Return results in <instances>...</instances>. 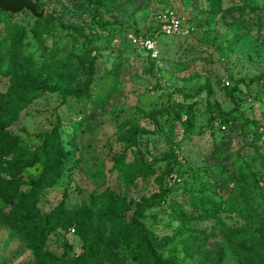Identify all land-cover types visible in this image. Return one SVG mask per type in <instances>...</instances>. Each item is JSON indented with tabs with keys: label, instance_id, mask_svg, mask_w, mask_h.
<instances>
[{
	"label": "rangeland",
	"instance_id": "1",
	"mask_svg": "<svg viewBox=\"0 0 264 264\" xmlns=\"http://www.w3.org/2000/svg\"><path fill=\"white\" fill-rule=\"evenodd\" d=\"M33 1L55 13L65 26L77 28L100 56L93 70L91 103L76 104L55 90L47 92L10 127L21 145L31 146L40 145L55 129L62 149L70 155L60 179L40 193L39 209L49 212L62 201L78 208L106 189L133 202L158 192L159 170L132 180L116 170L120 155L124 164L134 163V149L129 148L126 135L136 128L150 132L139 138L148 164L162 153H173L180 165L170 176L172 191L166 202L148 210L142 219L156 238H172L179 245L185 242L179 224L169 215L170 205L176 203L187 213L188 194H192L218 207L221 215L237 205L231 221L236 227H250L264 242V178L255 183L247 177L250 216L234 187L238 170L245 165L257 175L264 173L258 158L264 154V0ZM165 11L177 13L192 27L191 34L154 33L156 16ZM36 17L27 11L13 17L0 13L1 93L12 77L32 81L40 75L52 88L62 90L78 89L85 82V66L79 62L82 39L57 26L34 38L29 28ZM152 33L158 52L155 59L128 39ZM50 60L68 61L78 74L58 85ZM205 85L210 92L202 90L190 103L175 94H195ZM176 100L183 111L179 115L167 111L155 122L153 115ZM212 106L231 113L235 123L227 126L215 120ZM254 132L262 134L259 141L254 140ZM26 173L36 178L40 171L31 168ZM190 227L210 232L205 223ZM66 238L76 245L73 236ZM221 242L223 238L212 233L208 249ZM47 249L54 255L61 253L54 236ZM176 249L175 264H212L213 251L188 255ZM0 264H34L25 242L1 225ZM127 264H133L129 258ZM224 264H237L229 251Z\"/></svg>",
	"mask_w": 264,
	"mask_h": 264
},
{
	"label": "trees",
	"instance_id": "2",
	"mask_svg": "<svg viewBox=\"0 0 264 264\" xmlns=\"http://www.w3.org/2000/svg\"><path fill=\"white\" fill-rule=\"evenodd\" d=\"M37 3V13H42L33 19L29 31L34 38L49 32L50 27L57 26L60 30L76 33L81 39L82 55L79 62L84 68L85 82L78 89H54L47 79L40 75L35 80L12 77L5 92H0V225L9 229L25 242L31 251L34 264H127L129 258L133 264H175L172 255L176 248H182L184 254H198L202 251L212 252V264H224L227 251L237 264H264V242L248 226L236 227L231 221V213L238 210L237 205H230L221 210L205 200L188 194L190 211L176 203H171L169 215L174 219L183 234L181 245L173 243L172 238H156L142 221L146 212L164 204L168 194L171 175L180 167L173 153H162L158 159L148 164L140 149L139 138L150 132L133 128L127 135L129 148L134 149V163L124 164L122 155L116 158V170L125 180H132L160 171L159 191L148 196H142L136 201H127L110 189L104 190L96 197L78 208L69 207L64 201L49 212H42L38 207L41 192L51 188L63 175L64 161L70 156L62 149L59 136L54 129L46 135L40 145H21L19 138L10 131L20 114L36 99L47 92H59L63 99L86 105L93 100L90 86L93 82V70L99 59V52L91 46V41L75 27H68L48 9ZM7 17L13 14L3 13ZM95 21V19H93ZM13 29V27H11ZM154 33H160L158 26ZM144 36L152 37L153 34ZM50 70L58 85L61 81L78 74L77 69L68 61H49ZM55 90V91H54ZM202 90L210 92L205 85L195 94L176 92L182 102H193ZM232 91H229L231 95ZM215 120L221 124H234L236 119L231 113H224L218 107H211ZM179 115L183 106L174 101L167 103L163 110L157 111L156 118L166 112ZM255 141L262 134L254 132ZM147 154H152L148 152ZM258 158L264 166V154ZM35 168L40 173L36 178L28 177L27 170ZM247 177L258 183L263 180L264 173L257 175L247 165L241 167L236 175L234 187L240 199L241 207L246 205L250 197ZM170 180V181H169ZM208 224L210 232L190 224ZM73 229L76 245L67 240L68 232ZM217 232L223 242L215 249H208L212 233ZM264 234V231H262ZM54 236L59 242L61 253L52 254L47 249V242ZM171 256L164 259V256ZM206 264V263H204Z\"/></svg>",
	"mask_w": 264,
	"mask_h": 264
},
{
	"label": "built area",
	"instance_id": "3",
	"mask_svg": "<svg viewBox=\"0 0 264 264\" xmlns=\"http://www.w3.org/2000/svg\"><path fill=\"white\" fill-rule=\"evenodd\" d=\"M156 23L159 32L164 36L187 37L193 31L192 27L185 25L182 18L173 11H165L158 14ZM128 39L133 44L140 46L151 58H157V45L154 38L144 35H129ZM73 234L74 231L71 229L68 232V236H73Z\"/></svg>",
	"mask_w": 264,
	"mask_h": 264
},
{
	"label": "water",
	"instance_id": "4",
	"mask_svg": "<svg viewBox=\"0 0 264 264\" xmlns=\"http://www.w3.org/2000/svg\"><path fill=\"white\" fill-rule=\"evenodd\" d=\"M0 11L13 15L23 11L36 16L42 15V13H37L36 3L33 0H0Z\"/></svg>",
	"mask_w": 264,
	"mask_h": 264
}]
</instances>
